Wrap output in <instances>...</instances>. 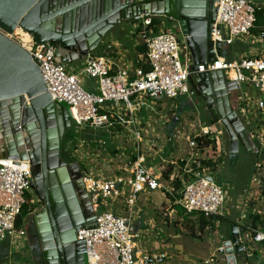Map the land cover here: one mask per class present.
I'll use <instances>...</instances> for the list:
<instances>
[{
	"label": "built area",
	"instance_id": "obj_1",
	"mask_svg": "<svg viewBox=\"0 0 264 264\" xmlns=\"http://www.w3.org/2000/svg\"><path fill=\"white\" fill-rule=\"evenodd\" d=\"M259 1L219 0L216 22L212 26L213 43L232 46L249 41L257 12L264 11V3ZM153 18L143 17L137 26L141 30V42L147 47L142 62L148 70L143 66L118 67L110 57L89 53L77 72L67 64L56 62L54 45L38 44L22 29L24 35L17 34L18 28L12 34L0 29L1 34L39 62L52 100L67 106L72 123L81 131L64 149L80 168L96 220L95 228H83L77 233V242L85 249V264H152L166 258L149 253L143 243H139L143 240L136 227L142 215L137 207L140 194L159 191L169 203L188 214H203L207 219L225 216L226 195L214 182L215 171L210 166V163H217L218 169L220 166V133L214 135L207 125L197 124L186 136L190 150L186 158L169 164V161L161 162L165 166L163 173L170 171L166 180L148 166L152 155L166 156L168 152L166 143H159L154 130V125L172 121L165 114L168 102L186 99L193 104L195 97L189 83L192 59L185 38L175 34L171 27L173 22L168 18L155 17L159 24L154 26ZM155 29L159 30L158 34ZM24 36L30 40L26 41ZM257 38L264 41V31ZM182 44L186 56L184 64L180 60ZM213 71H222L240 88L248 85L260 94L254 105L240 94L237 112L243 117L248 135L257 144L256 154L262 162L258 159L257 163H261L256 169H264V56H244L233 61L217 56L212 63L201 65L199 73ZM84 76L97 80L94 89L83 88ZM171 116L176 118L174 113ZM90 129L106 133L107 138L91 137ZM113 138H121L122 142ZM74 141L91 148V156L77 157L72 152L75 148H71L76 145ZM103 153L113 156V168L105 170L92 162ZM258 179L255 176L253 180L258 183L257 189H262ZM31 182L30 160L0 157V245L9 240L10 247H16L14 253H22V245L27 241V217L22 218L20 225L18 221L24 208L34 199ZM247 195L254 197L252 190L246 192ZM242 238L262 242L264 234L253 236L247 231ZM218 252L224 254V247Z\"/></svg>",
	"mask_w": 264,
	"mask_h": 264
},
{
	"label": "water",
	"instance_id": "obj_2",
	"mask_svg": "<svg viewBox=\"0 0 264 264\" xmlns=\"http://www.w3.org/2000/svg\"><path fill=\"white\" fill-rule=\"evenodd\" d=\"M218 1L0 0V29L11 34L23 29L36 43L54 45L56 62L70 64L95 52L124 21L168 18L175 22L191 54V88L205 103L212 124L225 129L230 153L236 155L240 148L258 150L230 102L240 86L222 71L199 73L201 65L222 56V45H215L211 38ZM72 119L66 106L52 100L39 62L0 33V157L30 160L31 189L45 206L36 217L45 264H84L85 249L77 242V233L96 227V220L85 215L91 204L82 179L80 191L73 182L71 170L81 176L79 166L60 158ZM83 194L88 207L82 205ZM241 238L239 227L230 226V239L224 243L227 264H238L236 254L245 251Z\"/></svg>",
	"mask_w": 264,
	"mask_h": 264
},
{
	"label": "rangeland",
	"instance_id": "obj_3",
	"mask_svg": "<svg viewBox=\"0 0 264 264\" xmlns=\"http://www.w3.org/2000/svg\"><path fill=\"white\" fill-rule=\"evenodd\" d=\"M259 1V0H258ZM264 3V0H262ZM260 2V1H259ZM171 27L174 30L175 34L181 38V35L178 34V29L176 27L175 22L171 23ZM130 31V28L124 32V35L128 34ZM264 31L262 29L261 32ZM108 37V35H107ZM105 37L104 42L108 39ZM249 41L255 42L254 39H249ZM252 42L249 43L252 45ZM142 45V43H140ZM259 44H255V47ZM229 49V52H231L232 56H241L243 52H246L249 50V45L245 42H236L232 46H227ZM260 56H264V47L261 45L258 47ZM238 52V55H237ZM249 55V54H248ZM180 60L182 64L186 62V56L184 54V45L182 44L180 47ZM83 61V60H82ZM140 61V60H139ZM71 68L75 69L77 72H80L82 69V64L80 62L70 64ZM97 80L87 77H82V86L85 90H91L96 87ZM240 94L244 96V98L252 105L256 103V101L260 98V94L258 91H256L254 88L243 85L239 91L233 92L231 94V98L233 100V108L239 107L240 103ZM188 100L186 99H179V100H172L168 102L169 105H173L176 108V111L179 112V114H184L186 112H189L193 114L195 117L200 116L199 108L195 105L194 108L190 104H187ZM189 103V102H188ZM66 106V105H64ZM189 106V107H188ZM237 106V107H236ZM67 107V106H66ZM169 112V111H168ZM166 115H168L167 111L165 112ZM182 121L185 120V118L181 119ZM187 121H190L189 118H186ZM245 122H247V119L245 117ZM183 123V122H182ZM162 125H165V122L163 121ZM205 125H207L211 132L214 135H218L220 132V128L218 126L213 125L205 122ZM69 130H72L70 132H73L74 137H72L69 141L72 139L74 140L75 137H78L81 135V131L75 126L74 123H72ZM185 126L183 128L180 126L179 131L184 132ZM89 134L93 138H107L106 133L101 131H94L93 129H90ZM87 135V134H85ZM219 138V136H218ZM119 141V143L122 142L121 138H113V141ZM68 141V142H69ZM226 141V140H224ZM219 145H222L221 141H218ZM67 144V143H66ZM74 144H76L74 147L71 146L72 152L77 157H83L86 155L91 156L92 149L86 146L85 144H82L80 142L74 141ZM66 146V145H65ZM67 147V146H66ZM222 147V153L220 156V166L219 169L215 172H213V179L214 182L221 186L225 192L226 195V202L225 207L228 205L230 208L232 199L237 200L236 196L242 195L240 192H242V189L247 188L248 184L251 185L253 188L257 187V184L253 182L252 175L255 169V159L252 155H246L243 150L240 149L239 153L236 155L231 156L229 154V145L224 144ZM229 154V155H228ZM67 155V153H66ZM107 155L106 153H103V156L97 159H92V162L97 165H102L105 170H109L110 167H114V164L111 162V159L113 156H104ZM233 159V162H232ZM91 162V161H90ZM255 164V165H254ZM117 166V165H115ZM252 179V180H251ZM262 188H264V179L262 180ZM32 195L34 197V193L32 192ZM245 196V193L243 194ZM166 199V198H165ZM164 197L161 195L159 191L152 192V193H145L140 194L137 207L139 212L144 215L143 219L141 220L143 227H147L146 223L152 222L153 225H158L159 223L163 224V222H166L167 226L171 227L180 238H188L191 240L192 244L194 246H203L207 249V254L200 253L197 257L190 258L187 251H182L181 256L175 255L178 251V247L176 246L175 249L173 248L169 249L170 252H168L166 249L157 251L158 253L166 252L168 257L167 259H163L161 262H154L152 264H206L209 262V264H225V260H223L222 255L216 254L215 256V250L217 247H219V244H221L220 239L218 238L219 234L221 235L222 227L221 225L218 227V225L214 222H212V225L208 227L207 230L201 231L200 224H199V218L200 215L195 217L194 219L185 216L184 214L179 215L177 213L176 215L170 216V204L165 202V209H154L158 205L162 203V201L165 200ZM253 203H251L252 206ZM173 207V206H172ZM166 214V215H165ZM155 218H153V217ZM27 219V218H26ZM28 221V220H27ZM26 221V222H27ZM248 221V220H247ZM160 225V224H159ZM162 228L164 225H160ZM165 229H167L166 225L164 226ZM157 233H164L163 229H158ZM157 233L152 232L151 235H157ZM242 235H245L242 232ZM194 235H200L198 240L192 239L190 236ZM143 240H140V245L144 242L146 245L149 244L148 249H154L151 244H153L154 240L152 239L151 244L147 243V241L144 240V235L142 233ZM184 240V239H183ZM242 243L246 246L251 245V240H246L244 238H241ZM209 242L211 244H209ZM169 243V242H168ZM176 244L180 245V241H178ZM209 244V248H207L205 245ZM180 247V246H179ZM14 248L16 247H10L9 240L5 241L3 244L0 245V264H45L44 260L42 258V253L40 249V244L38 237L35 236L34 239L32 237L27 238V241L24 242L22 245V253H14ZM221 248V247H220ZM207 260V261H206ZM254 260V259H253ZM254 262V261H253ZM249 263V264H253Z\"/></svg>",
	"mask_w": 264,
	"mask_h": 264
},
{
	"label": "crops",
	"instance_id": "obj_4",
	"mask_svg": "<svg viewBox=\"0 0 264 264\" xmlns=\"http://www.w3.org/2000/svg\"><path fill=\"white\" fill-rule=\"evenodd\" d=\"M139 23L140 21L139 22L124 21L120 25L115 26L113 30L109 33L107 37L108 39L105 42H103V44H101L100 47L93 53L97 56L102 54L103 56L110 57L118 67H122V66H135L136 67L137 63L141 62L139 60H142L144 58V56L139 52V49L141 46L140 43H142L140 39V35H139L140 33L137 32V26H139ZM129 28H130L129 33L124 35V32H126ZM257 37L252 36L251 38V39H254L255 42L244 41L246 44L250 46L249 50L246 52H243L241 56H233V58L237 60L244 56L262 57L260 56L258 52L259 50L258 47L260 45L264 47V41L258 40ZM251 42H252V45L249 44ZM256 43L259 45L255 47ZM226 53H229L228 47L222 46V56L223 55L225 56ZM237 55H238V52H237ZM84 60L76 61L70 64L80 62L83 67ZM70 64H67V66L71 70H74L73 68L70 67L71 66ZM187 104L189 103L187 102ZM166 111L168 113L167 119H171L172 121L170 123H165L164 126L160 124H156L154 125V130H155V134L158 136L159 143L160 142L164 144L166 143V146L168 147V152L166 153V156L154 154L152 155L151 159L148 161V166L149 167L151 166L154 172L160 175L163 178V180H166L168 178H165L166 177L165 175L167 173H163V169L165 166L162 165L161 162H164L163 160H165V161H169L168 162L169 164L171 162L175 163L179 161L180 159L186 158V156L190 152L187 142H186L187 140L186 136L192 129H196L197 124L202 123V125L205 126V120L202 117L196 118L193 114L189 112V109H188V112L181 115L179 114V112L176 111V108L174 105L173 107L172 105H169L166 108L165 112ZM172 113L176 115V118H172L171 116ZM182 118H185V120L182 121L181 120ZM186 118H189L190 121H187ZM180 126L182 128L183 126H185L184 132L179 131ZM216 126H219V125H216ZM222 143L224 144L226 143L229 145V142L224 141V140H222ZM255 145L257 147L256 143ZM240 149L243 150L246 155L254 156L256 165L262 162L261 158L257 157L256 150L252 149L250 152H247L243 148H240ZM221 150H222V147H221ZM228 152L231 156H233L230 153V147H229ZM258 159L261 162L257 163ZM232 162H233V159H232ZM256 165H255V169L252 175V179H254V177L256 176L259 178L258 180L261 181L262 183V180L264 179V169L260 168L259 170H257ZM166 166L168 165L166 164ZM254 183L258 185L257 182H254ZM251 190L254 194V197L252 198L249 195H247L246 197V192L248 193V191H251ZM160 193L165 199L166 198L165 195L162 192ZM244 193H245V196L243 195ZM240 194L242 195V197L240 195L239 196L237 195L236 196L237 200L232 199L230 208H228L229 207L228 205L224 208V215H225L224 218H227L228 220H230V224L222 225L219 221H214V223H216L218 227L220 225L222 227L221 235L219 234L218 236V238L221 241V244H219V247L216 248L215 256L216 254L222 255L223 260H225V264H227V262H226L224 254H221L218 251H219V248L224 247V243L230 239V226L232 225L238 226L240 231L243 227H246L247 230L250 231V233L253 236H256L258 234H261V235L264 234V188L262 189H260V187H258V189L257 187L253 188L251 185L248 184L247 188L242 189V192H240ZM165 202H167V199L162 201V203L158 205L157 207H155L154 209H160V210L165 209L164 208L166 205ZM251 203H253L252 206H251ZM169 204H170V212H169L170 216L176 215L178 211L176 210L175 207L177 206H174L171 203ZM193 214H196V215L190 216V218L192 219L200 215L197 213H193ZM143 217L144 215H141V219L137 222L136 227L138 231H141V233H143L144 240L147 241V243L151 244L152 239L154 240L153 244H151L154 249L149 250L148 249L149 244L146 245L145 242L143 244L145 249L149 251V253L155 254L158 256L165 255L166 258H163V259H167L168 255L166 252L158 253L157 251L166 249L168 252H170L169 249L171 248L175 249L177 246L178 251L177 249H175L177 251L175 255L177 256H181L182 251H187L189 254L188 256L190 258L197 257L200 253L207 254L206 248H204L203 246H199V245L194 246L191 240H189L188 238H180L178 234L176 233V231H174L171 227L167 226L166 222H163V224L161 223L159 224L164 225V226L166 225L167 229H165L164 226L162 228L159 224L153 225L152 222L146 223L147 227H143V224L141 222ZM209 226L205 227L204 229L199 228L201 229L200 233L202 231L207 230ZM158 229H163L164 233H157ZM152 232L157 233V235H151ZM198 236L200 235L196 236L193 234V236H190V237L192 239L198 240L200 238ZM178 241H180L181 243L180 245L176 244ZM209 244L211 243L209 242ZM209 244H206L205 246L209 248ZM236 257H237L238 264H249V263H252L253 261H254L253 264H264V241L262 242L253 241L251 245L245 249L244 252L236 254ZM162 260H160V262ZM206 264H209V262H207Z\"/></svg>",
	"mask_w": 264,
	"mask_h": 264
},
{
	"label": "flooded vegetation",
	"instance_id": "obj_5",
	"mask_svg": "<svg viewBox=\"0 0 264 264\" xmlns=\"http://www.w3.org/2000/svg\"><path fill=\"white\" fill-rule=\"evenodd\" d=\"M230 102H231V105L233 106V100H232L231 96H230ZM195 105L197 106V108H199L200 117H202L205 120V122L209 123V125L212 124V120H211L210 114H209V112L207 110V107H206L205 103L203 102L202 98L199 97L196 94H195V97H194V100H193V104H192L193 107L192 108H194ZM218 125H219L218 128H220V131H219L220 132V136H219L220 139L221 140H226L227 142H229V137H228L225 129L220 124H218ZM67 131H69V129H67L66 132ZM63 143H62L61 148H60V158H61V160L65 161L67 164H73L74 162L72 160V157H67L65 155L66 152H65ZM71 174H72V177H73V182L75 183V185L77 184V186H78L80 180L82 179V176H80V174H79V172L77 170L76 171L71 170ZM77 188L80 191L81 188L79 186ZM81 193H84V192L81 191ZM84 194H83L82 205L84 207H86L87 203H88V198L86 199ZM44 208H45V206L43 205V203L34 194V199L28 205V209H29L30 212L28 213V216H27V219H26V221L27 220L28 221L26 222V225H25L26 235H27L28 239H29V237H32V239H34L35 236L38 237L37 229H36V217L43 213ZM85 215H86L87 219L92 220L94 218L93 209L92 208H88V209L86 208Z\"/></svg>",
	"mask_w": 264,
	"mask_h": 264
},
{
	"label": "trees",
	"instance_id": "obj_6",
	"mask_svg": "<svg viewBox=\"0 0 264 264\" xmlns=\"http://www.w3.org/2000/svg\"><path fill=\"white\" fill-rule=\"evenodd\" d=\"M156 24H159L158 22V19H156L155 17L153 18V26L156 25ZM264 29V11H258L257 12V21H256V25H255V28L251 31V34L254 36V37H257L260 35V31ZM140 29H137V32L140 33ZM159 30L158 29H155V34H158ZM139 52L145 57L146 56V53H147V47L146 45H144L142 43V45L140 46V49H139ZM98 56H103L102 54L98 55ZM224 56V55H223ZM227 60H235L231 54V52L229 53H226L225 56H224ZM141 62L137 63V66H143L145 68V70H148L146 66L143 65V59L140 60ZM72 130H69L66 132L65 134V138H64V143H63V146L65 148V145L66 143L72 138L74 137L73 135V132H70ZM73 140V139H72ZM200 141V140H199ZM209 144V142H207V145ZM66 155V154H65ZM67 157H71L69 154L66 155ZM210 166L213 167L214 171H216L218 169V166H217V163H210ZM170 171L167 172V174L165 175L166 177L165 178H169L168 175H169ZM176 210L178 211L179 214H185L187 217L189 216H192V215H196V214H186V212L181 208V207H175ZM29 209H28V206H26L23 210V213H22V217L19 219L18 221V225H20L21 223V220L22 218H25L28 216V213H29ZM199 224H200V228L201 229H204L205 227L209 226V225H212V222L214 221H219L222 225H225V224H230V220H228L227 218H224V217H218V216H214V217H211L209 220L203 215V214H200V218H199ZM248 230L246 227H243L242 228V232L246 233Z\"/></svg>",
	"mask_w": 264,
	"mask_h": 264
},
{
	"label": "bare ground",
	"instance_id": "obj_7",
	"mask_svg": "<svg viewBox=\"0 0 264 264\" xmlns=\"http://www.w3.org/2000/svg\"><path fill=\"white\" fill-rule=\"evenodd\" d=\"M18 30H19V31H17V34L24 35V34H23L24 31H22L23 29L21 30L20 28H18ZM24 39H25L26 41H29V40H30L28 36H24Z\"/></svg>",
	"mask_w": 264,
	"mask_h": 264
}]
</instances>
